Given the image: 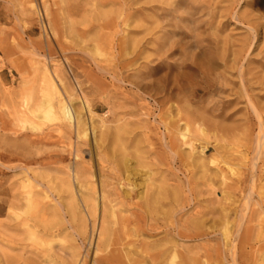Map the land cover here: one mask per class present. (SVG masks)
I'll return each mask as SVG.
<instances>
[{
	"label": "rangeland",
	"instance_id": "obj_1",
	"mask_svg": "<svg viewBox=\"0 0 264 264\" xmlns=\"http://www.w3.org/2000/svg\"><path fill=\"white\" fill-rule=\"evenodd\" d=\"M51 83L70 125L38 114ZM163 244L264 264V0H0V264Z\"/></svg>",
	"mask_w": 264,
	"mask_h": 264
},
{
	"label": "bare ground",
	"instance_id": "obj_2",
	"mask_svg": "<svg viewBox=\"0 0 264 264\" xmlns=\"http://www.w3.org/2000/svg\"><path fill=\"white\" fill-rule=\"evenodd\" d=\"M139 48V47H138ZM246 58V57H245ZM51 86H50V89L48 90V92L46 93V97L44 98V101H43V103L38 107V110L37 111H39V115H41V117H42V120H44L43 118H45V119H59V120H61V121H67L68 123H69V125L72 123V113L70 112V108L68 107V105L65 103V101L57 94V91H56V88L54 87V85L52 86V83L50 84ZM70 98V97H69ZM76 113V112H75ZM77 114V113H76ZM75 117H77V116H74V118ZM80 118V117H79ZM78 118V119H79ZM77 119V127H79V125H80V119L78 120ZM40 120V119H39ZM64 123H66V122H64ZM197 124V123H196ZM72 126V125H71ZM197 126H198V124H197ZM39 127V126H38ZM33 128H34V126H33ZM185 128H187V127H185ZM35 129H37V128H35ZM77 129V128H76ZM120 130V129H119ZM178 130V129H177ZM120 132V131H119ZM178 132H180V133H182L181 131H178ZM184 132H185V130L183 131V134H181L183 137L185 136L184 135ZM78 133V132H77ZM117 133V132H116ZM186 135H187V133H186ZM85 137V136H84ZM186 137V136H185ZM184 137V138H185ZM121 144V143H120ZM169 147V149H171V150H173L172 149V143H170V145L168 146ZM98 151H99V149H98ZM138 153V152H137ZM78 154V153H77ZM99 156H101V155H99ZM78 157V156H77ZM101 158V157H100ZM99 158V159H100ZM102 158H103V156H102ZM106 158V157H105ZM116 159V158H115ZM101 160V159H100ZM105 161H106V159H104ZM122 161H123V159H122ZM121 161V162H122ZM101 162V161H100ZM112 162V161H111ZM120 162V163H121ZM102 163H103V161H102ZM112 163H114L115 164V162H112ZM123 165V164H122ZM111 166H112V164H111ZM124 166V165H123ZM114 167V166H113ZM123 169H124V167H123ZM125 169H126V167H125ZM102 172H104V171H102ZM119 171H117V173H118ZM124 172V171H123ZM28 174V173H27ZM78 174V173H77ZM79 175V174H78ZM112 176V175H111ZM114 177H113V179H118V180H121L120 178L121 177H119V175H117V174H115V175H113ZM75 177V176H74ZM81 177V176H80ZM110 177V176H109ZM166 181V180H165ZM106 182V181H105ZM25 183V182H24ZM123 185H128V184H123ZM29 187V186H28ZM124 188V187H123ZM129 190V189H128ZM31 191V190H30ZM45 191V190H44ZM213 191V190H212ZM33 192V191H32ZM31 192V193H32ZM104 192V191H103ZM111 193L110 194H113V195H115V196H117V198H120V196H121V192H120V190H119V188L118 189H115V190H113V192L112 191H110ZM131 193L129 194V196H132L133 194L132 193H134L135 191H134V189L132 188L131 189V191H130ZM107 193V192H106ZM123 194H124V191H123ZM122 194V195H123ZM30 195V194H29ZM59 195V194H58ZM108 195V194H107ZM127 195V194H126ZM143 195V194H142ZM31 196V195H30ZM161 196H162V194L161 193H159L157 190H148V192H147V194H146V196L145 197H143L144 199V202L143 203H141V204H139V203H134V204H136V206H142V207H145V208H147L148 210H152V208H154L153 206L154 205H159L160 204V198H161ZM104 197V196H103ZM47 198V197H46ZM89 198V197H88ZM124 198V197H123ZM71 199V198H70ZM96 199V198H95ZM71 200H73V199H71ZM83 204V203H82ZM35 205H37V204H35ZM65 205H67V204H65ZM78 205V204H77ZM120 205H121V203H120ZM162 205V204H161ZM14 206V205H13ZM71 206H73V205H71ZM104 206V205H103ZM35 207H37V206H35ZM39 207V206H38ZM67 207V206H66ZM69 207V206H68ZM81 207V206H80ZM85 207V206H84ZM12 208V207H11ZM45 208V207H44ZM54 208V207H53ZM56 208V207H55ZM83 208V207H82ZM123 208V207H122ZM164 208V207H163ZM8 209H10L9 207H8ZM13 209V208H12ZM39 209V208H38ZM70 209V208H69ZM164 210H165V208H164ZM10 211H11V209H10ZM44 211H46V210H44ZM86 211V210H85ZM39 213V212H38ZM55 214V213H54ZM89 216H90V211H89ZM87 215V214H86ZM105 213H104V209H103V214H102V220H101V226H100V230H99V235H98V239H97V242H96V252H98V251H106V250H109V249H107L108 247H110V246H112L114 243H113V240L111 241V239H110V235H111V232H110V230H109V228H110V225H109V228H108V226L107 225H104V224H106L105 223ZM88 216V215H87ZM109 220V219H108ZM151 220V219H150ZM84 221V220H83ZM25 223V222H24ZM23 223V224H24ZM107 223H108V221H107ZM201 223V222H200ZM46 224V223H45ZM109 224V223H108ZM111 224V223H110ZM82 225H83V223H82ZM84 225H86V223L84 222ZM112 225V224H111ZM124 225V224H123ZM132 225V224H131ZM214 225H215V223H214ZM130 227H132V226H130ZM83 228H85V226H83ZM187 228V227H186ZM125 230H126V228H124ZM150 230H153V231H155L156 230V228L155 227H151L150 228ZM113 231H115V230H113ZM136 231V230H135ZM187 231V230H186ZM36 232V231H35ZM130 232V231H129ZM166 232H168L167 230H166ZM113 233V232H112ZM137 233V232H136ZM35 233H33V234H31L32 236L34 235ZM124 234V233H123ZM67 235H69V234H67ZM114 235H116V234H114ZM178 235L180 236V237H186L187 235H186V233H184V232H178ZM123 236V235H122ZM31 237V236H30ZM131 237V236H130ZM113 238V237H112ZM127 239V238H126ZM125 239V240H126ZM28 240V239H27ZM35 240V239H34ZM129 240H130V238H129ZM131 241V240H130ZM10 242V241H9ZM129 242V241H128ZM47 244V243H46ZM134 244V243H133ZM123 245V244H122ZM138 245V244H137ZM50 246V245H49ZM132 246V245H131ZM134 246V245H133ZM116 247V246H115ZM192 247V246H191ZM4 248V247H3ZM50 248V247H49ZM127 248V247H126ZM130 248V247H129ZM145 248V247H144ZM175 249H176V247H171V245L170 246H168V245H166V244H163V246H162V248L161 249H159V250H156V251H153L152 253H149L148 255H147V257H145V262H147V264H193L192 262L194 261V259H191L190 257H188V256H180V257H178V260H176V254H175ZM140 250V249H139ZM190 250V249H189ZM1 253V252H0ZM4 253V252H3ZM106 253H108V254H106V255H101L100 256V259L97 261V264H104L105 262H107V260H108V256H110V252H106ZM171 253H173L172 254V258H170L169 259V257H170V255H171ZM127 254V253H126ZM125 255V254H124ZM127 256V255H126ZM126 256H125V258H126ZM2 257H3V255H2ZM123 257V256H122ZM128 257V256H127ZM136 257V256H135ZM144 257L141 259V260H144ZM129 258V257H128ZM131 258V257H130ZM98 259V258H97ZM127 259V258H126ZM186 259H187V262L188 263H186L185 261H186ZM5 261V260H4ZM96 261V260H95ZM140 261V260H139ZM10 262V261H9ZM6 263V262H5ZM16 263V262H15ZM27 263V262H26ZM86 263V262H85ZM96 263V262H95ZM137 263L139 264L140 262H138L137 261ZM142 263V262H141ZM140 263V264H141ZM13 264V263H12ZM72 264V263H71ZM79 264H80V262H79ZM93 264V263H92Z\"/></svg>",
	"mask_w": 264,
	"mask_h": 264
}]
</instances>
